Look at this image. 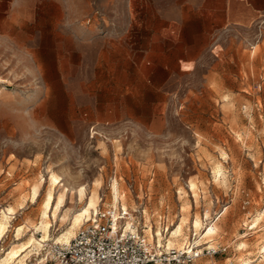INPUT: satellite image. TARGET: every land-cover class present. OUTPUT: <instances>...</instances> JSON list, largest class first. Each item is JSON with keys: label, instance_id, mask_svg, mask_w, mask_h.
<instances>
[{"label": "rangeland", "instance_id": "374dc122", "mask_svg": "<svg viewBox=\"0 0 264 264\" xmlns=\"http://www.w3.org/2000/svg\"><path fill=\"white\" fill-rule=\"evenodd\" d=\"M231 3L0 0V261L35 237L10 264H60L94 194L166 245L226 248L195 264H264V17ZM53 175V208L75 194L46 233Z\"/></svg>", "mask_w": 264, "mask_h": 264}, {"label": "built area", "instance_id": "2783aa9c", "mask_svg": "<svg viewBox=\"0 0 264 264\" xmlns=\"http://www.w3.org/2000/svg\"><path fill=\"white\" fill-rule=\"evenodd\" d=\"M147 224L136 211L123 204L100 207L83 222L69 243H59L60 264H195L202 257H214L226 248L198 246L169 248L146 232Z\"/></svg>", "mask_w": 264, "mask_h": 264}, {"label": "bare ground", "instance_id": "6f19581e", "mask_svg": "<svg viewBox=\"0 0 264 264\" xmlns=\"http://www.w3.org/2000/svg\"><path fill=\"white\" fill-rule=\"evenodd\" d=\"M51 182H52V186L53 187L51 188V190H48V192L46 194L45 200L43 202L42 221L40 222V225L38 226V228H42L46 233H48L49 226L51 225V221L49 220L50 219V211L53 209V216H54V218H56L57 214L60 212L61 208L65 204L66 197H67V193L68 192L71 193V198L72 199H73V196L75 194V191L73 189H70L69 187H64V189L61 192H59V194H58V196L56 198L55 208H53V201H54V193H53V190L60 183V181H59V179H58L57 176L53 175L51 177ZM114 189L117 191V185L116 184H114ZM85 190H86V188L85 187H82L78 191L80 193L79 196L81 198H83L85 196ZM38 195H39V191H38V188L36 186L34 188V190H33V195H32L33 200H36V198L38 197ZM97 202H98V198L93 194L90 197V199L87 202V204L83 208H81V210L78 213H76L75 215L73 214L74 217H73V226L72 227H78L83 222H85L86 220L90 219L93 216L94 212H97L98 211V204H97ZM123 205L126 206V204H123ZM8 211H10V214L13 212V210H11V209H8ZM7 218H9L8 217V213L6 211H4L3 217H2V219H0V234H2L3 231L6 229L7 220H8ZM184 220H185V218H184ZM146 221L148 222V218H146ZM195 222H196V225L195 224L194 225L197 228L199 226H201L199 221H195ZM199 229H200V227H199ZM20 231L21 230L19 229L18 232H20ZM215 231H216V227L213 226V225L210 226L208 228L207 232H206V236L213 235L215 233ZM146 232H147V230H146ZM180 232H181V227L179 225L178 229L175 230V231H173V235L174 236H178L180 234ZM17 235H18V233H17ZM74 236L75 235H74L73 229L70 230V231H68L67 233H65L64 234V238H65L64 243H69ZM158 236H160V235L158 234ZM42 242H43V239L42 240H39V239H37L35 237H31L30 241L27 243L28 244L27 246H26V244H23V245H21L20 248L19 247L18 248H15V247L12 248L6 254V256H4L1 259L0 264H10L11 262L15 261V259H17V258L20 257L21 252L26 251V249L29 248L30 246H33V248L36 247V246H41ZM174 245H175L174 244V241L171 240V239H169L168 240V243H167V246L169 248H172V247H174ZM198 246H200V245L198 244ZM23 262H24V260L21 259V260L18 261V264L19 263H23Z\"/></svg>", "mask_w": 264, "mask_h": 264}, {"label": "crops", "instance_id": "0c3cea01", "mask_svg": "<svg viewBox=\"0 0 264 264\" xmlns=\"http://www.w3.org/2000/svg\"><path fill=\"white\" fill-rule=\"evenodd\" d=\"M229 11L233 17H240L242 22L260 19L264 17V0H232Z\"/></svg>", "mask_w": 264, "mask_h": 264}]
</instances>
